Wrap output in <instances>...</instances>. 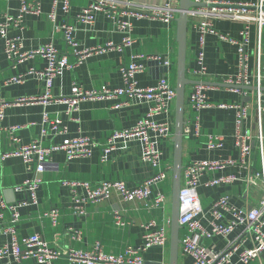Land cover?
I'll return each instance as SVG.
<instances>
[{
    "label": "crops",
    "instance_id": "obj_1",
    "mask_svg": "<svg viewBox=\"0 0 264 264\" xmlns=\"http://www.w3.org/2000/svg\"><path fill=\"white\" fill-rule=\"evenodd\" d=\"M22 0H0V20L3 14L18 15ZM36 1V0H30ZM42 5L40 15L26 14L23 21L24 28L19 31L22 37V51H32L46 44H53L62 52H69L62 32L58 29L63 23L74 27L73 35L79 49H94L79 65L72 69L63 70L54 78L52 95L55 98H65L71 94L74 84L84 89H98L102 85L110 88L124 86L121 72L123 64L131 61L142 63L145 70L137 73L138 86L149 87L156 85L164 74L177 75L178 42L176 22L167 23L161 19L150 17H134L124 15L125 10L147 11L152 6L163 5L165 0H116L120 8V17L129 19L132 23V35L135 42L125 47L122 51L117 48H105L107 43L121 45L127 33L118 28L115 19L104 11H99L94 24L87 25L77 19V15L92 0H71L70 11L67 13L63 5L53 6V0H37ZM219 1V0H217ZM233 2L255 0H226ZM55 11V20L49 14ZM214 27L219 32L239 37L240 31L245 27V22L227 19L213 21ZM252 44H254L255 26L252 25ZM204 50L205 63L208 73L203 77L195 76L191 70L197 67V55ZM73 54V53H71ZM69 54L71 63L76 61V56ZM252 57V56H251ZM157 60L158 63H152ZM170 61L167 66L166 61ZM263 63H264V33H263ZM48 61L42 57L26 59L12 65L4 50V41L0 36V85L1 98L7 103L4 108L5 118L3 127L5 132L2 137L1 149L11 151L17 146L10 137V127H18L16 135L21 144L31 143L40 139L41 144L49 146L60 143L65 137H74L80 134L88 135L104 144L108 136L115 129L134 126L148 111L149 104L143 97H134L126 101L123 99H89L82 101L80 110L71 118L66 114L67 105L64 102L49 100L44 103L39 100L35 103H16L17 99L24 97H43L45 95V80L41 72L45 70ZM168 67V71L164 70ZM32 69L36 71L30 73ZM237 47L227 41L220 40L214 34H206L204 46L201 47V36L198 30L189 23L187 47V76L193 80L205 81L211 84L206 89L208 100L211 103H238L251 102L253 112L245 122V129L252 136V156L249 168L241 166L227 168L209 173L207 177L235 173L240 177L233 184H224L214 187H201L200 197L206 211L224 194L230 196V201L237 207L249 209L257 205L260 199V189L248 188L245 179L251 173L262 169L263 146L259 143V124L256 110L255 89L248 88L247 97L233 91L224 83V77L237 73ZM23 74L22 82L6 83L10 77ZM174 83V82H173ZM225 84V85H218ZM194 84L187 87V94ZM126 102L117 107L119 102ZM50 117L60 116L67 127V134L54 137L41 136L43 113ZM165 115L157 116L164 120ZM173 129L171 138L159 139L157 148L162 153L165 163L173 164L175 132V108L168 115ZM199 118L202 135H195V118ZM235 109L220 108L217 106L207 108L201 112L192 109L190 102L186 101L185 108V134L183 145V164L191 161L210 159H238L239 151L234 141ZM264 137V117H263ZM207 134H222L225 137L224 146L209 149L206 143ZM103 147L100 145L89 157L67 159L64 151H55L42 173L43 182L36 190L37 202H32L30 192L18 190L17 187L25 181L34 178L32 171L22 157L10 156L0 159V247L11 241V235L6 233L10 225L11 213L7 207L2 206V201L7 205L23 203L19 208L20 221L17 225L21 237L39 233L60 256L54 264H80L69 261L67 253L73 248L82 251L95 250L100 245L106 254L123 255L130 247H141L145 242V234L155 230L160 224H165L170 235L171 222V192L168 195L166 211L153 214L145 204L139 200L127 201L120 193L114 191L109 197L98 201L87 200L85 203L77 202L78 199L87 197L86 187L83 185L71 186L67 181L90 182L93 185L105 180H122L129 187L138 186L142 181L151 177L154 170L149 162L142 158L143 144L140 141L119 143L118 148L103 158ZM204 177L203 179H206ZM168 184V183H167ZM172 184V183H171ZM166 183L161 185L165 190ZM172 187V185H171ZM172 190V188H171ZM78 198V199H77ZM81 205L83 212L77 207ZM53 208L60 211L58 224L44 216V213ZM80 210V211H79ZM121 211L127 224L119 226L115 222V211ZM155 221V225H150ZM208 226V221L203 220ZM208 246L216 251L224 247L225 240L215 237L207 242ZM250 245V243H249ZM169 247H151L142 253L147 264H158L169 261ZM0 264L5 261L0 260ZM26 264H39L30 259ZM179 264H193V260L180 253ZM234 264H243L234 257ZM252 264H264V252L260 259Z\"/></svg>",
    "mask_w": 264,
    "mask_h": 264
},
{
    "label": "built area",
    "instance_id": "obj_2",
    "mask_svg": "<svg viewBox=\"0 0 264 264\" xmlns=\"http://www.w3.org/2000/svg\"><path fill=\"white\" fill-rule=\"evenodd\" d=\"M202 3V6L193 7L189 11L190 24L193 25L201 36V47L204 46L206 34H214L222 41H227L237 47V73L224 77V83L231 85L230 89L241 93L247 97L246 88L253 87L256 94L257 120L259 124L258 139L263 146V117H264V63H263V33H264V0L233 2L226 0H194ZM71 0H53V6L63 5L65 12L70 11ZM116 0H92L77 15V19L84 24L92 25L96 20L97 13L104 11L115 19L118 28L124 30L127 35L124 37L121 45H115L112 42L107 43L105 48H117L122 51L125 47L131 46L135 40L131 33L132 23L129 19L120 17V8ZM180 0H165L163 5L152 6L147 11L125 10L124 15L134 17H150L151 19H161L167 23L176 22L179 13ZM43 12L39 1L22 0L20 13L16 16L3 14L0 20V36L4 41V50L6 56L13 66L29 58L42 57L48 61V65L41 72L45 80V95L43 97H22L15 100L16 103H35L39 100L48 103L49 100L64 102L67 105L66 114L71 118L80 110L82 101L89 99H123L126 101L134 97H143L149 104L148 111L132 127L115 129L108 136L104 144H100L94 138L88 135H77L74 137H65L60 143H53L49 146L41 144L40 139H35L31 143L21 144L20 138L16 135L18 127H10L9 132L11 140L17 144L11 151L1 149L2 137L5 132L3 120L5 118L4 108L7 103L1 98L0 85V159L10 156L22 157L27 166L34 171V178L25 181L18 186V190L30 192L32 202H37L36 190L43 182L42 173L48 166L50 158L55 151H64L67 159L71 160L77 157H89L95 149L102 145L103 158L107 154L118 148L119 143L131 141H140L143 144L142 158L149 162L154 170V174L142 181L138 186L129 187L122 180H105L96 184L90 182L67 181L65 184L71 186L83 185L87 190V197L78 199L80 203L87 200L98 201L99 199L109 197L114 191L120 193L123 199L127 201L139 200L147 206L155 215L166 211L168 207V195L160 187L164 183L170 182L172 178L173 164L165 163L162 160V153L157 148L159 139L171 138L173 129L168 117L171 110L175 107L176 84L173 83L169 74L160 77L156 85L149 87H140L136 80L137 73L145 70V65L135 61L123 64L121 72L124 80V86L110 88L102 85L98 89L87 90L78 84H74L71 94L65 98H55L52 95V85L54 78L65 69H72L82 63L85 57L94 49H79L78 43L73 35L74 27L68 23L58 26L62 32L64 41L69 52H62L53 44L43 45L32 51H22L23 41L19 31L23 26L26 14L40 15ZM55 11L49 14L51 20H55ZM227 19L245 22V27L240 31L239 37H233L229 34L219 32L214 27V20ZM252 25L255 26L254 44H252ZM73 53V54H71ZM69 54L76 56V61L71 63ZM252 56V57H251ZM170 65V61L165 63ZM32 69L30 73L35 72ZM191 73L198 77L207 75V65L205 63V52L201 50L197 55V67L191 70ZM25 75L20 74L12 76L6 83L22 82ZM208 85L202 83L195 84L187 94L191 107L196 112L214 106L220 108L235 109V127L234 141L239 151L238 159H202L191 161L184 165L182 172V186L180 190V217L181 225V243L180 253L189 256L193 264H234V257L243 264H252L260 259L264 252V157L262 154V169L251 173L245 179L248 188L260 189L261 195L258 204L249 209L237 207L231 203L228 194L222 195L206 211L203 207L200 189L201 187H214L224 184H233L240 180L235 174L207 177L209 173L235 168L238 166L249 168L252 156V136L245 129V122L253 112L251 102L242 101L238 103H219L214 104L208 100L206 89ZM186 98V101H187ZM119 102V107L123 103ZM165 115L164 120H158L157 116ZM195 135L201 136L202 130L199 124V118H195ZM67 127L60 116L50 117L43 113L41 136L54 137L56 135L67 134ZM185 134V127H184ZM225 137L222 134H207L206 143L209 149L222 148ZM207 177L206 179H203ZM172 183V180H171ZM172 185V184H171ZM1 199V195H0ZM23 203L7 205L2 201V206L7 207L11 213L10 225L5 230L11 235V241L0 247V260L5 264H26L30 259L39 264H54L59 258V251L55 250L48 241L39 233L21 237L17 230V225L21 215L19 208ZM78 209L82 210L79 205ZM79 210V211H80ZM115 222L119 226H125L127 222L121 211H115ZM45 217L52 220L54 225L58 224L60 211L53 208L44 213ZM208 221V226L203 220ZM171 220H168L170 223ZM152 221L149 226L155 225ZM215 237H221L225 240L224 247L216 251L209 247L207 242ZM250 243V245H249ZM170 245V235L165 224H160L155 230L145 234V242L141 247H130L123 255L106 254L102 251L100 245L95 250L82 251L71 249L68 253V259L72 263L80 264H147L142 253L151 247L166 248ZM158 264H169V261H161Z\"/></svg>",
    "mask_w": 264,
    "mask_h": 264
},
{
    "label": "water",
    "instance_id": "obj_3",
    "mask_svg": "<svg viewBox=\"0 0 264 264\" xmlns=\"http://www.w3.org/2000/svg\"><path fill=\"white\" fill-rule=\"evenodd\" d=\"M202 6L194 0H180L179 13L176 18L177 25V42H178V59L176 75V100H175V132L173 137L174 155L172 166V190H171V226H170V247H169V264H179L180 260V243H181V225L180 217V190L182 186L183 164V145H184V127L185 108L187 98V87L192 84L202 83L211 84L205 81L193 80L187 76V47H188V29H189V11L193 7ZM152 63H158L154 60ZM167 72L168 67L164 66ZM218 85H225L220 84ZM231 87V85H226ZM246 89H255L253 87H237ZM264 91V87L262 88Z\"/></svg>",
    "mask_w": 264,
    "mask_h": 264
},
{
    "label": "rangeland",
    "instance_id": "obj_4",
    "mask_svg": "<svg viewBox=\"0 0 264 264\" xmlns=\"http://www.w3.org/2000/svg\"><path fill=\"white\" fill-rule=\"evenodd\" d=\"M169 77L171 78V80L174 82V84H175V77L173 78V75L170 73L169 74ZM175 108V107H174ZM185 164H187V162H185L184 163V165ZM166 193H167V195H169L170 194V192H171V179H170V182H169V184H166V186H165V190H164Z\"/></svg>",
    "mask_w": 264,
    "mask_h": 264
}]
</instances>
